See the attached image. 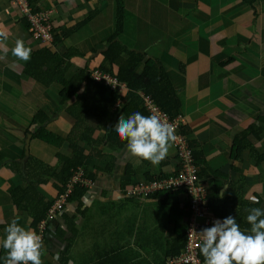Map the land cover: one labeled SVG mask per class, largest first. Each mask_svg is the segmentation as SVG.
Listing matches in <instances>:
<instances>
[{
	"label": "crops",
	"instance_id": "crops-1",
	"mask_svg": "<svg viewBox=\"0 0 264 264\" xmlns=\"http://www.w3.org/2000/svg\"><path fill=\"white\" fill-rule=\"evenodd\" d=\"M32 1L50 12L58 39L50 48L30 37L25 18L10 0H0V27L9 33L7 55L0 49V241L15 217L21 226L35 231L28 213L13 205L10 191L28 186L22 177L26 168L24 173L28 171L29 179L38 184L44 201H55L58 182L52 172L62 168L58 154L71 155V139L88 154L81 168L92 186L79 203H67L48 220L42 238L43 264H168L184 235L189 211L186 197L173 192L135 199L127 198L124 190L176 169L174 145L167 159L153 166L131 156L126 142L120 148L107 141L97 144L106 130L96 116L83 114L86 104L92 107L95 99L94 83L83 82L78 90L81 96L62 104L58 82L48 86L36 82L24 71L27 62L11 54L19 38L32 53L41 48L72 52L64 74L67 79L81 69L89 73L100 69L107 41L116 29V1ZM122 2L123 26L116 40L156 61L167 74L179 99L177 112L184 117L183 130L196 152L210 207L233 199L234 205L226 204L229 216L241 200L252 205L256 197L258 208L264 209V160L258 163L249 149L238 159L232 158L235 136L251 124L262 131L259 137L250 134L248 139L259 154L264 153V0ZM92 11L96 13L84 25L64 36L62 31L72 29ZM111 67L117 71L116 65ZM126 90L109 88L105 97L111 92L123 97ZM118 100L112 110L122 106ZM121 115L128 118L117 114L115 123ZM40 126L62 137L61 144L33 137ZM29 157L33 158L30 168ZM211 213L213 221L207 227L216 219L223 220Z\"/></svg>",
	"mask_w": 264,
	"mask_h": 264
},
{
	"label": "trees",
	"instance_id": "trees-1",
	"mask_svg": "<svg viewBox=\"0 0 264 264\" xmlns=\"http://www.w3.org/2000/svg\"><path fill=\"white\" fill-rule=\"evenodd\" d=\"M115 1L116 29L107 41V47L103 52L104 58L102 64L100 65V70L103 69L104 71L115 75L120 82L125 84L127 90L123 97H120L115 92H111L108 97H105V93L109 87L102 82L95 81L93 78H91L90 73L85 69H81L76 75L69 79L65 78L64 74L68 67L70 57L73 54L70 51L57 53L50 51L48 48L38 49L31 54V59L27 62L24 71L30 78L40 84H43L44 86H48L52 82H58L61 85L59 94L62 104L66 103V101H69L74 96H81L78 90L81 88L83 82H93L95 99H93L91 102L92 107L88 108L86 104L87 110H85L83 114H93L96 116L100 120V126L104 127L106 130L105 138L103 137L100 140H96L95 142L97 144L105 143L107 141L120 148L125 144V142L120 140L113 128L116 124L115 119L117 114H125L129 117L135 112H140L143 115H148L146 109L142 105V100L138 94V91H143L146 95H149L161 109L171 115L177 112L179 107V99L176 94V90L168 79L167 74L162 71L160 65L156 61L152 60L151 58L145 59L144 54L128 50L116 40V37L120 34L123 26L124 5L122 0ZM245 1L248 3L253 2V0ZM95 13L96 11L90 12L86 18L78 22L72 29L67 30L66 32L62 31L64 36L70 34L73 30L80 28ZM55 40H58L57 35L55 36L54 41ZM112 65H116V72L112 71ZM137 67H140V70H137ZM118 98H121L123 104L118 109L116 108L112 110L113 105L118 100ZM68 111L73 114L76 119L79 118L72 109H68ZM88 111H91V113ZM261 131V127L257 126L256 124H251L245 130L238 133L234 138L232 158L238 159L245 149H249L251 155L258 163L264 160V153L259 154L258 151L253 148L248 139L250 134L259 137ZM33 137H37L56 146H59L62 142V137L42 126L33 132ZM69 145L71 147V155L62 156L58 154V158L63 163V165L58 173L52 172L53 178H55V180L58 182V185L55 186L58 190L57 198L64 192L65 186L72 177L73 173L78 168L84 167L88 157V154L84 153V148L80 146L78 142L70 139ZM193 155L197 162L195 151ZM28 161L29 162L27 166L30 168L29 164L31 162L33 163V158L29 157ZM25 170L26 168H24V172ZM24 172L22 177L25 181H29L28 186L25 188L18 187L12 189L10 191V199L18 210L28 213V215L32 218V228L36 231V228L40 222L45 220L46 214L53 205L54 201L45 202L44 198L37 192L36 187L38 184L29 179L28 171H26V173ZM88 177L90 178V176ZM153 179L150 178L147 181H151ZM86 190L87 188L76 185L71 195L67 199V203H79V200L81 197H83ZM228 202L234 205L233 199L226 200L225 203L222 204L215 203L211 205V209L213 210L215 216L223 219L228 216L226 210V204H229ZM258 206L259 203L250 205L248 202L246 203L244 200H241L237 208L238 210L235 211L232 216L236 217L242 230H248L250 227L246 221V217L249 214L248 210ZM184 244L185 236L183 235L180 237V244L178 245L176 251H173L174 253H172L170 257L179 255L184 247ZM5 255L6 251L1 248L0 264H3V257ZM200 258L204 262V257L201 255V253Z\"/></svg>",
	"mask_w": 264,
	"mask_h": 264
},
{
	"label": "clouds",
	"instance_id": "clouds-1",
	"mask_svg": "<svg viewBox=\"0 0 264 264\" xmlns=\"http://www.w3.org/2000/svg\"><path fill=\"white\" fill-rule=\"evenodd\" d=\"M8 39V31L0 27V49L5 56ZM11 54L17 60L28 62L32 49L18 38ZM113 128L120 140L127 143L131 156L140 162L148 161L153 166H159L167 159L177 139L174 126L155 113L143 115L135 112L127 119L121 115ZM252 203L258 204L259 200L253 197ZM248 212V230H242L236 217L229 215L223 220H214L211 227L199 232L202 242L197 247L204 257V264H264V209L254 207ZM19 219L15 217L11 220L4 230L5 238L0 241V247L6 251L3 264H43L41 236L21 226Z\"/></svg>",
	"mask_w": 264,
	"mask_h": 264
},
{
	"label": "built area",
	"instance_id": "built-area-1",
	"mask_svg": "<svg viewBox=\"0 0 264 264\" xmlns=\"http://www.w3.org/2000/svg\"><path fill=\"white\" fill-rule=\"evenodd\" d=\"M10 4L22 13L27 22L30 37L45 47H52L56 33L52 26L49 10L32 0H10ZM90 76L95 81L106 84L111 90H116L118 86L126 88L124 83L107 71L97 69L92 71ZM138 94L148 115L155 113L161 120H166L174 126L177 139L173 145L176 149L178 167L170 174L154 178L151 181L139 182L126 188L124 190L125 196L138 199L156 194L182 193L186 197L189 208V216L184 230L185 244L181 253L170 258L168 264H204L200 258V250L197 245L202 242L199 232L213 221L211 218L212 209L207 190H205L200 179V166L194 158L193 146L183 130L184 117L178 112L171 115L164 111L143 91H138ZM119 102L120 100L117 101V104ZM76 185L85 188L92 186V180L83 173L81 167L73 173L64 192L54 201L45 220L40 222L36 228V233L41 236V239L45 236L48 220H52L57 212L63 210Z\"/></svg>",
	"mask_w": 264,
	"mask_h": 264
},
{
	"label": "water",
	"instance_id": "water-1",
	"mask_svg": "<svg viewBox=\"0 0 264 264\" xmlns=\"http://www.w3.org/2000/svg\"><path fill=\"white\" fill-rule=\"evenodd\" d=\"M30 137V134L28 135ZM29 137L26 138V141H25V155H24V158L27 157L28 155V143H29Z\"/></svg>",
	"mask_w": 264,
	"mask_h": 264
},
{
	"label": "rangeland",
	"instance_id": "rangeland-1",
	"mask_svg": "<svg viewBox=\"0 0 264 264\" xmlns=\"http://www.w3.org/2000/svg\"><path fill=\"white\" fill-rule=\"evenodd\" d=\"M56 146V145H55Z\"/></svg>",
	"mask_w": 264,
	"mask_h": 264
}]
</instances>
